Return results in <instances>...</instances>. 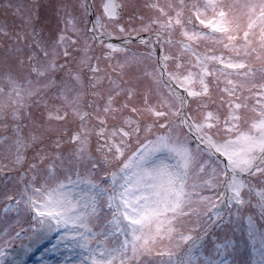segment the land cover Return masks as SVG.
<instances>
[{"label": "snow or ice", "instance_id": "obj_1", "mask_svg": "<svg viewBox=\"0 0 264 264\" xmlns=\"http://www.w3.org/2000/svg\"><path fill=\"white\" fill-rule=\"evenodd\" d=\"M250 210L264 0H0L4 264H204L189 245Z\"/></svg>", "mask_w": 264, "mask_h": 264}, {"label": "rangeland", "instance_id": "obj_2", "mask_svg": "<svg viewBox=\"0 0 264 264\" xmlns=\"http://www.w3.org/2000/svg\"><path fill=\"white\" fill-rule=\"evenodd\" d=\"M161 2H164V0H161ZM201 47H203V45H201ZM226 210H227L226 208L225 210H223L224 214L226 213ZM248 215H252V213L248 212ZM225 219L227 221V213L225 214ZM260 219H263L261 223H260ZM239 222H240V218L234 216L230 223H222L221 232L225 233L226 232L225 229H227L230 226H233L231 227L233 228V232L239 233V229L237 227V225L239 226L240 224ZM244 222L248 224L247 220H244ZM258 222L260 223V225L257 226L258 232L264 233V218L259 216ZM216 226L217 224H214V229H216ZM16 227H17V230H20V228H24V229L28 228L29 225L23 222V218H21V223L16 225ZM206 234H207V230H206ZM201 242H202V235L193 244L189 245V251L192 253L194 259H196L199 255L198 251H200L199 246ZM18 243L19 242H17V244ZM25 243H27V241H25ZM245 244L244 242H239L240 250H241L239 254L235 253L233 255L232 254L224 255L223 258L218 260L216 263L214 262V258L210 256L212 253V249L210 248H206L204 255L203 256L200 255L198 259L203 261L204 264H214V263L215 264H230L229 262H225V258L227 259L232 258V261L234 262V264L239 263V262H242L243 264H248L247 262L248 258H247V255H245ZM226 245L228 246L227 250L232 251V247L230 246V244L229 245L226 244ZM247 250H249V247L247 248ZM182 252L183 251L177 253V255L181 254ZM186 256H187V252H183V254H181L179 257H174L173 258L174 264H181V262L186 258ZM59 258H60L59 254L53 255L51 250L48 248L47 242H44L42 246H39V250H35V249L33 250V254L31 255V259L28 260V263L30 262L29 264H52V262L58 260ZM7 259L8 260L13 259V253L11 250H9L8 252ZM4 260H5L4 257H0V264H4ZM251 262L253 264H258V263L264 264V258H256V259H253Z\"/></svg>", "mask_w": 264, "mask_h": 264}, {"label": "trees", "instance_id": "obj_3", "mask_svg": "<svg viewBox=\"0 0 264 264\" xmlns=\"http://www.w3.org/2000/svg\"><path fill=\"white\" fill-rule=\"evenodd\" d=\"M250 213H252V215H254L255 219H256L255 220V227L250 228V230H246L247 224L244 222V220H241V219L239 222L240 223L239 226L237 225V227L239 229V233L233 232V228H231L233 226H230L227 229H225V231H226L225 233L221 232V225L222 224L216 229H214V228L208 229L207 228L208 229V230L206 229L207 234L204 237V245L201 247L198 257L200 255L201 256L204 255L206 248L212 249L213 245H216L215 252H218V251H220L219 248H223L226 246L228 240L232 241V244L234 247L240 248L239 242H243L245 239H248L254 244L255 247L263 250V251L260 250V251H257L256 253H254L250 259L253 260L256 258H264V238L261 237V232H258V230H257V226L260 225V223L257 220L258 214L253 210H251ZM236 236H237V238H236ZM255 238L256 239L259 238V239L254 241ZM238 251L241 252L240 249ZM258 252L261 253V257H258ZM245 255H246V253H245ZM198 257L196 259H198ZM230 261L233 262L232 259Z\"/></svg>", "mask_w": 264, "mask_h": 264}, {"label": "flooded vegetation", "instance_id": "obj_4", "mask_svg": "<svg viewBox=\"0 0 264 264\" xmlns=\"http://www.w3.org/2000/svg\"><path fill=\"white\" fill-rule=\"evenodd\" d=\"M96 3H99V0H96ZM116 38L115 37H113V40H115Z\"/></svg>", "mask_w": 264, "mask_h": 264}]
</instances>
